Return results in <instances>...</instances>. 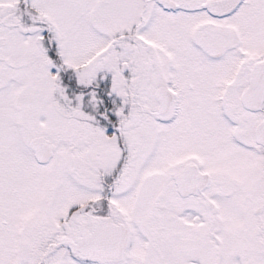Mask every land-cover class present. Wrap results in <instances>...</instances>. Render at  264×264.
Masks as SVG:
<instances>
[{
    "label": "snow or ice",
    "instance_id": "1",
    "mask_svg": "<svg viewBox=\"0 0 264 264\" xmlns=\"http://www.w3.org/2000/svg\"><path fill=\"white\" fill-rule=\"evenodd\" d=\"M0 264H264V0H0Z\"/></svg>",
    "mask_w": 264,
    "mask_h": 264
}]
</instances>
